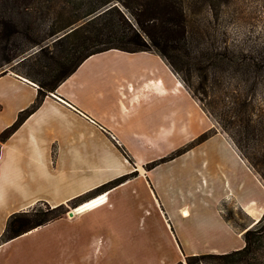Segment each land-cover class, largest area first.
<instances>
[{"label": "crops", "instance_id": "crops-1", "mask_svg": "<svg viewBox=\"0 0 264 264\" xmlns=\"http://www.w3.org/2000/svg\"><path fill=\"white\" fill-rule=\"evenodd\" d=\"M37 96L30 80L0 76V134ZM213 127L160 56L89 57L0 146V239L15 213L128 178L0 244V264H179L242 249L245 226L264 214V185L225 135L146 168ZM227 207L248 222L226 221Z\"/></svg>", "mask_w": 264, "mask_h": 264}, {"label": "trees", "instance_id": "trees-1", "mask_svg": "<svg viewBox=\"0 0 264 264\" xmlns=\"http://www.w3.org/2000/svg\"><path fill=\"white\" fill-rule=\"evenodd\" d=\"M198 6L212 12L215 3L213 0H0V68L9 66L38 89L31 107L0 134V146L89 57L109 50L150 52L160 56L182 80L264 185V47L254 56L245 47L219 40L210 23L194 21L192 16ZM62 34L65 35L58 39ZM8 73L0 72V76ZM213 135L214 131L209 130L152 165L172 160ZM127 178L116 179L67 204L52 207L40 202L11 215L0 244L61 218L87 198L110 190ZM41 204L45 209L38 207ZM224 218L234 224L232 211L224 214ZM243 239L242 249L189 256L185 263L179 264H264V214L252 227L245 226Z\"/></svg>", "mask_w": 264, "mask_h": 264}, {"label": "rangeland", "instance_id": "rangeland-1", "mask_svg": "<svg viewBox=\"0 0 264 264\" xmlns=\"http://www.w3.org/2000/svg\"><path fill=\"white\" fill-rule=\"evenodd\" d=\"M213 1L215 3V7L212 10V12L206 11V9L199 6L195 9V14L192 16L194 18V21H198V23H210L212 29L215 30L214 33L217 34V36H219V40L226 39L233 45H236L238 48L245 47L246 49L251 51L253 53L252 55L254 56L257 55V52L262 51V48L264 47V0H213ZM53 42L54 41H51V43ZM6 70L14 73L13 69H11L9 66H4L0 68V72ZM193 85L195 86L197 85L196 80H193ZM211 120L214 123V127L211 129L214 131V134L221 132L233 144L232 140L220 128L217 122L212 118ZM184 147L185 146L181 147L180 149ZM174 153H172L171 155L165 158L172 156ZM157 161L159 162L161 160H157ZM152 163L148 164L146 168L152 169L157 165H159L157 164L153 166ZM38 207L41 209H45V206L43 204L39 205ZM230 211L234 213V224H241L243 222H248L245 215L239 210H234L227 207L226 209H224L223 212L224 214H229ZM253 225L254 223L251 225V227Z\"/></svg>", "mask_w": 264, "mask_h": 264}, {"label": "bare ground", "instance_id": "bare-ground-1", "mask_svg": "<svg viewBox=\"0 0 264 264\" xmlns=\"http://www.w3.org/2000/svg\"><path fill=\"white\" fill-rule=\"evenodd\" d=\"M248 208H246V210H247ZM250 209V208H249ZM253 209V208H252ZM254 210V209H253ZM73 211V210H72ZM255 212V211H254ZM257 212V211H256ZM253 213V212H252ZM258 213V212H257ZM251 215H253V214H251ZM254 215H255V219H260V214H256V213H254Z\"/></svg>", "mask_w": 264, "mask_h": 264}, {"label": "water", "instance_id": "water-1", "mask_svg": "<svg viewBox=\"0 0 264 264\" xmlns=\"http://www.w3.org/2000/svg\"><path fill=\"white\" fill-rule=\"evenodd\" d=\"M64 35H65V34H62L61 36L58 37V39L61 38V37H63Z\"/></svg>", "mask_w": 264, "mask_h": 264}]
</instances>
